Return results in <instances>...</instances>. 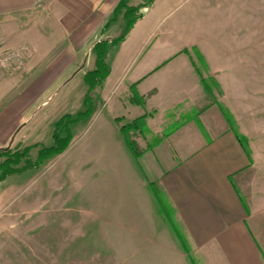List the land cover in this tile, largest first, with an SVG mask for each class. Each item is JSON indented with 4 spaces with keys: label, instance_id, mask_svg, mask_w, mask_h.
Segmentation results:
<instances>
[{
    "label": "crops",
    "instance_id": "crops-1",
    "mask_svg": "<svg viewBox=\"0 0 264 264\" xmlns=\"http://www.w3.org/2000/svg\"><path fill=\"white\" fill-rule=\"evenodd\" d=\"M185 1L0 0V49L18 52L13 69L21 76L17 99L0 107V149L16 141L30 122L26 109L39 89L78 68L79 57H92V66L80 72L83 81L94 69L92 47L106 41L109 72L89 91L92 114L98 102L104 124L118 136L122 124L143 117L142 129L131 132L142 139H135L142 151L137 159L153 175L150 181L161 191L174 224L160 213L152 193L144 197L151 214L153 201L161 216V234L178 247L181 259L169 264H264V125L254 139L227 100L216 99L239 126L246 152L215 99L209 100L193 62L200 54L210 88L215 87L211 78L220 84L207 46L217 39H200L192 19L211 4L199 0L168 19ZM213 2L223 9L222 0ZM118 4L123 8L114 15ZM166 119L172 124L164 129ZM16 142L27 146L23 139ZM18 178L10 186L0 181V205L15 192Z\"/></svg>",
    "mask_w": 264,
    "mask_h": 264
},
{
    "label": "rangeland",
    "instance_id": "rangeland-1",
    "mask_svg": "<svg viewBox=\"0 0 264 264\" xmlns=\"http://www.w3.org/2000/svg\"><path fill=\"white\" fill-rule=\"evenodd\" d=\"M213 1L206 13L199 10L192 19L200 39H217L207 46L221 82L211 89L209 100L225 98L255 139L264 125V0H222L220 10ZM197 4L199 0L185 1L168 19ZM7 51L0 49L1 109L20 91L21 76L13 69L15 60L6 62ZM77 61L78 68L40 88L35 103L26 109L31 120L16 137L27 146L38 144L30 149L31 160L41 145H52L60 117L83 109L88 87L80 72L94 60ZM98 105L95 102L94 113L71 126L72 139L64 151L38 168L6 176L5 186L19 181L0 205V264H169L179 259L178 247L161 234L162 219L154 202L153 214L144 202L145 196L151 198L147 183L153 175L119 142L122 136L104 124ZM170 122L164 121V129ZM129 135L142 140L133 132ZM16 141L7 146L10 151L23 148Z\"/></svg>",
    "mask_w": 264,
    "mask_h": 264
},
{
    "label": "trees",
    "instance_id": "trees-1",
    "mask_svg": "<svg viewBox=\"0 0 264 264\" xmlns=\"http://www.w3.org/2000/svg\"><path fill=\"white\" fill-rule=\"evenodd\" d=\"M122 8H123L122 5L119 6L118 4V6L114 9V12H115L114 15L120 12ZM134 20L135 19H132L126 25L124 33L120 37L114 40L115 43H118L124 38V35L128 31V29L132 26ZM106 51H107L106 41L96 42L94 46L92 47V53L95 55L94 69L85 72V74L83 75V82L88 87V90L85 93L83 101H82L83 109L79 110L74 115L65 114L54 123V128L52 132V138H53L52 145L50 146L41 145L40 148L38 149L37 157L35 160H31L29 158V152L32 147L38 146V144L24 146L21 150H14V151H10V149L8 148L0 149V156L3 158L0 161V181L4 180L6 176L10 174L22 173L25 170L33 168V167L38 168L42 163L45 162L46 159L50 158L51 156L55 154H60L62 151H64L67 148L68 144L70 143L72 139V134H71V129H70L71 126L80 122L84 117H88L92 114L93 106H92V99L89 95V91H91L95 86H97L109 72L108 66L105 63ZM196 54H197L196 58L198 59L199 63L194 61L193 65L196 71L198 72V74L200 75V81H201L204 91L206 93L211 94L212 91L208 83V79L203 77V73L201 70L202 68L203 69L207 68L206 63L200 54L198 53ZM212 83L214 85H217V83L214 80H212ZM133 95L135 96V94ZM215 102L217 103L230 129L232 130L234 135L239 139L243 149L246 152H249L246 141L243 139L244 137L239 133L232 114L229 112V110L225 106H223L221 103L216 101V99H215ZM139 103L143 104V101L140 100ZM117 120H119V118ZM142 124H143V117H139L129 123H124L120 126V131H121L124 143L126 147L128 148L129 152L135 158H138L139 156H141L142 151L138 148V145L136 144L135 140L130 138L129 133L131 131L135 132L136 130L142 129L143 127ZM154 140L156 139L154 138ZM147 186L157 203L160 213L164 214V217L166 218V220L173 227L174 224H173L172 219L169 217L168 209L162 201L161 191L158 189L156 184L152 181H148Z\"/></svg>",
    "mask_w": 264,
    "mask_h": 264
},
{
    "label": "built area",
    "instance_id": "built-area-1",
    "mask_svg": "<svg viewBox=\"0 0 264 264\" xmlns=\"http://www.w3.org/2000/svg\"><path fill=\"white\" fill-rule=\"evenodd\" d=\"M17 55H18V52H16V51H11V50H9V51H7L6 52V56H5V60H6V62L8 61V60H16L17 59Z\"/></svg>",
    "mask_w": 264,
    "mask_h": 264
},
{
    "label": "water",
    "instance_id": "water-1",
    "mask_svg": "<svg viewBox=\"0 0 264 264\" xmlns=\"http://www.w3.org/2000/svg\"><path fill=\"white\" fill-rule=\"evenodd\" d=\"M13 138V137H12Z\"/></svg>",
    "mask_w": 264,
    "mask_h": 264
}]
</instances>
